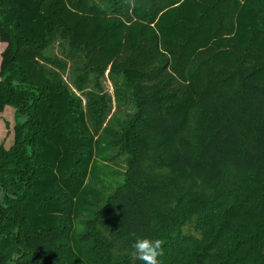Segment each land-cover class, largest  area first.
<instances>
[{"label":"trees","instance_id":"1","mask_svg":"<svg viewBox=\"0 0 264 264\" xmlns=\"http://www.w3.org/2000/svg\"><path fill=\"white\" fill-rule=\"evenodd\" d=\"M0 264H264V0H0Z\"/></svg>","mask_w":264,"mask_h":264},{"label":"clouds","instance_id":"2","mask_svg":"<svg viewBox=\"0 0 264 264\" xmlns=\"http://www.w3.org/2000/svg\"><path fill=\"white\" fill-rule=\"evenodd\" d=\"M163 241L148 237H138L133 245V258L143 264H160L159 257L163 255Z\"/></svg>","mask_w":264,"mask_h":264},{"label":"rangeland","instance_id":"3","mask_svg":"<svg viewBox=\"0 0 264 264\" xmlns=\"http://www.w3.org/2000/svg\"><path fill=\"white\" fill-rule=\"evenodd\" d=\"M8 39L0 34V54L7 47ZM14 108L6 106L0 112V144L8 148L13 143Z\"/></svg>","mask_w":264,"mask_h":264}]
</instances>
